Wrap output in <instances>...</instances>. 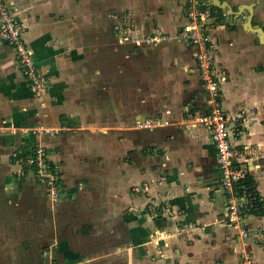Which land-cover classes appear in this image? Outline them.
I'll return each instance as SVG.
<instances>
[{"label":"crops","instance_id":"0c3cea01","mask_svg":"<svg viewBox=\"0 0 264 264\" xmlns=\"http://www.w3.org/2000/svg\"><path fill=\"white\" fill-rule=\"evenodd\" d=\"M177 1L12 0L47 83L34 92L0 43V264H264V46L243 19L205 23L223 110L243 111L234 144L262 196L243 237L200 121L196 47L172 37L187 20ZM252 1L255 22L264 0L239 3ZM128 10L136 33L171 37L120 40L113 26ZM38 142L59 172L54 201L12 156Z\"/></svg>","mask_w":264,"mask_h":264},{"label":"built area","instance_id":"2783aa9c","mask_svg":"<svg viewBox=\"0 0 264 264\" xmlns=\"http://www.w3.org/2000/svg\"><path fill=\"white\" fill-rule=\"evenodd\" d=\"M186 6L188 8L187 21L181 30L172 37L187 40L196 47V75L207 92L209 106V111L200 116V121L211 134L216 163L220 171V184L227 194L224 208L225 218L229 223L239 227V235L245 237L248 235V231L239 225L243 216L249 215L248 211L251 209L253 196L244 190L241 193L238 192L240 186H235L247 173V168L242 162L243 149L234 144L235 135L239 132L238 120L243 111L235 116H230L223 110L220 77L217 66L213 63L214 52L205 27L206 21L211 17L210 11L199 7L195 1L187 3ZM122 17L125 23L121 26H114L120 40L147 43L171 37L165 34L162 29L155 28L146 37L130 38L132 18L128 12H124ZM24 29L23 22L14 14L12 0H0V43H4L12 49L16 66L27 79L31 89L39 93L44 90L47 79L38 70L37 64L30 54L24 39ZM157 122L160 121L147 119L141 124L152 126ZM12 156L17 163L23 166L24 171H31L35 178L46 186L52 200L57 199L56 194H59L60 189L59 172L57 166L48 157L44 146L36 144L26 152L14 150ZM240 260V264H252V260L247 254H243ZM49 261L48 263L45 259H41L34 264H52V260Z\"/></svg>","mask_w":264,"mask_h":264},{"label":"water","instance_id":"95a60500","mask_svg":"<svg viewBox=\"0 0 264 264\" xmlns=\"http://www.w3.org/2000/svg\"><path fill=\"white\" fill-rule=\"evenodd\" d=\"M203 4L214 5L224 9L225 17L228 18L232 16L233 20L238 18L242 11H246L243 18V27L246 30L253 31L257 35L259 42L264 46V28L259 23L253 22L255 1L249 3H239L235 10L227 0H204Z\"/></svg>","mask_w":264,"mask_h":264},{"label":"trees","instance_id":"16d2710c","mask_svg":"<svg viewBox=\"0 0 264 264\" xmlns=\"http://www.w3.org/2000/svg\"><path fill=\"white\" fill-rule=\"evenodd\" d=\"M198 6L201 8H208V10L210 11V14L213 16H215V19L217 21H224V10L222 8H219L217 6L214 5H205V4H201L198 3ZM239 185L240 188L238 190V192H242L243 190L246 192H249L252 196V206L251 209L248 211V214H253V213H262V209H263V205H262V196L260 195V193L258 192V190L255 187V182L252 179V177L248 174H245L244 177L235 184Z\"/></svg>","mask_w":264,"mask_h":264},{"label":"rangeland","instance_id":"374dc122","mask_svg":"<svg viewBox=\"0 0 264 264\" xmlns=\"http://www.w3.org/2000/svg\"><path fill=\"white\" fill-rule=\"evenodd\" d=\"M194 0H178L177 2H178V6H181L182 8L187 4V3H189V2H193ZM241 1H246V0H228V2H230L234 7H236V5L239 3V2H241ZM264 3V2H263ZM224 10V9H223ZM126 12H128V13H130V16H131V18H133V13L130 11V10H128V11H126ZM245 14H246V11H242V13L238 16V18H236V20H238L239 22L240 21H242V19H243V17L245 16ZM123 21H124V19H123V17H122V15H121V23H116V24H114L115 26H121V24H124L123 23ZM187 21V20H186ZM254 21L255 22H259L261 25H263L264 26V4L260 7V10H259V12L257 13V15L255 16V18H254ZM131 24V23H130ZM132 29H131V35H130V38H136V37H141V36H145L146 37V35L147 34H149L151 31H149L148 33H136V31H135V22H132ZM113 29H114V31H115V27L113 26ZM147 43H150V42H147ZM36 134V133H35ZM37 144H40V145H42L41 143H37ZM42 146H44V145H42ZM57 195V198L59 197V194H56ZM54 200V199H53ZM244 217H247L246 215L245 216H243V218ZM245 220V219H244Z\"/></svg>","mask_w":264,"mask_h":264}]
</instances>
